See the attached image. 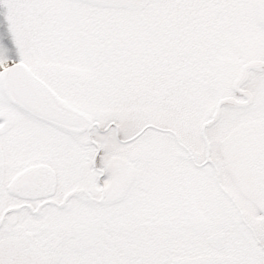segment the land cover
<instances>
[{
	"label": "snow or ice",
	"instance_id": "snow-or-ice-1",
	"mask_svg": "<svg viewBox=\"0 0 264 264\" xmlns=\"http://www.w3.org/2000/svg\"><path fill=\"white\" fill-rule=\"evenodd\" d=\"M0 264H264V0H0Z\"/></svg>",
	"mask_w": 264,
	"mask_h": 264
}]
</instances>
